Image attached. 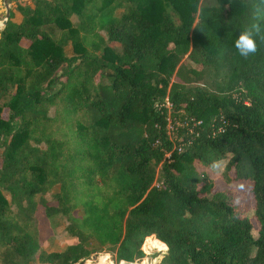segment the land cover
Instances as JSON below:
<instances>
[{
	"label": "trees",
	"instance_id": "trees-1",
	"mask_svg": "<svg viewBox=\"0 0 264 264\" xmlns=\"http://www.w3.org/2000/svg\"><path fill=\"white\" fill-rule=\"evenodd\" d=\"M6 19L0 264L135 262L151 235L159 264H264V42L233 47L264 0H31ZM228 156L257 234L207 172ZM40 211L74 242L46 250Z\"/></svg>",
	"mask_w": 264,
	"mask_h": 264
},
{
	"label": "rangeland",
	"instance_id": "rangeland-1",
	"mask_svg": "<svg viewBox=\"0 0 264 264\" xmlns=\"http://www.w3.org/2000/svg\"><path fill=\"white\" fill-rule=\"evenodd\" d=\"M30 1L31 0H0V28H2L3 25L5 24V20L7 16L9 15L8 13L10 11L16 10L18 4H23L25 2H30ZM73 19L74 21H76V17H74ZM67 53L69 55L73 54V49L71 46L67 48ZM228 159H229V156L224 160L216 162L220 164V167L213 168V166H211L210 168L207 169V172L216 182L217 189L228 191L230 193L229 196H234L235 201L245 202V204L248 206L249 213L252 216V219L254 221V225H255L254 233L257 234L259 224L256 221V218L252 214L253 213L252 211L254 209V204H255L254 196L252 195L251 190H250L252 183L247 182V181H244V182L227 181L225 177V165ZM37 216L39 219L41 244L46 250L48 251L61 250V249H64L67 245H69L72 241H74V240H71V237L65 232L64 230L65 224H63L62 226H59L56 230H53L50 227L49 222L47 218L45 217V214L42 211L38 212ZM147 240H148V244L154 247L155 239L149 237ZM147 240L145 241V243H147ZM146 248H147V245H144L143 249H146ZM159 249L160 248H156V247H154V249L148 248V251H149L147 252L148 254H145V256L143 257L144 259L143 258L141 259L144 262V264H159L160 259L162 257V251L160 252L161 254L157 257L153 255L155 252H159ZM90 260H92L91 262L94 264L95 263L96 264H117V263L119 264V262L116 261L114 256L108 252H100L97 255H95V259L91 258ZM139 261L140 260H137L135 261V263L137 264V262ZM33 264H41V263L35 262Z\"/></svg>",
	"mask_w": 264,
	"mask_h": 264
},
{
	"label": "clouds",
	"instance_id": "clouds-1",
	"mask_svg": "<svg viewBox=\"0 0 264 264\" xmlns=\"http://www.w3.org/2000/svg\"><path fill=\"white\" fill-rule=\"evenodd\" d=\"M254 19H258V15ZM261 42H264V27L260 23L253 22L239 31L233 47L240 57L248 59L259 52ZM212 166L213 168H219L220 164L214 163Z\"/></svg>",
	"mask_w": 264,
	"mask_h": 264
},
{
	"label": "built area",
	"instance_id": "built-area-1",
	"mask_svg": "<svg viewBox=\"0 0 264 264\" xmlns=\"http://www.w3.org/2000/svg\"><path fill=\"white\" fill-rule=\"evenodd\" d=\"M167 105L169 106V102H168V101H167ZM153 236H154V235H153ZM153 236H152V235H151V236H148V237L145 239V241H146L149 237L154 238V239H157V237H155V236L153 237ZM144 245H147V248H146V249H143V247H142V249L144 250V253H145V254H148V253H147V252H149V251H148V248H149V249H154V247H153L152 245H149V244H148V240H147V243L144 242L143 246H144ZM156 248H157V247H156ZM161 251H162V253H163V252L166 251V249H159V252H161ZM143 259H144V258H143ZM138 263H139V264H144V262H143L142 260H140L139 262H137V264H138ZM117 264H118V263H117ZM119 264H136V263H135V262L120 261Z\"/></svg>",
	"mask_w": 264,
	"mask_h": 264
},
{
	"label": "crops",
	"instance_id": "crops-1",
	"mask_svg": "<svg viewBox=\"0 0 264 264\" xmlns=\"http://www.w3.org/2000/svg\"><path fill=\"white\" fill-rule=\"evenodd\" d=\"M152 236H153V235H152ZM72 242H74V241H72ZM167 249H168V246H167ZM167 249H166V250H167Z\"/></svg>",
	"mask_w": 264,
	"mask_h": 264
},
{
	"label": "water",
	"instance_id": "water-1",
	"mask_svg": "<svg viewBox=\"0 0 264 264\" xmlns=\"http://www.w3.org/2000/svg\"><path fill=\"white\" fill-rule=\"evenodd\" d=\"M9 14V13H8ZM7 20V19H6ZM6 20H5V23H6Z\"/></svg>",
	"mask_w": 264,
	"mask_h": 264
}]
</instances>
